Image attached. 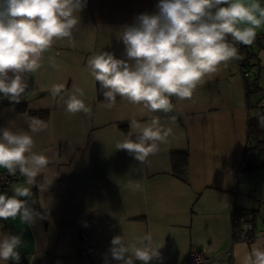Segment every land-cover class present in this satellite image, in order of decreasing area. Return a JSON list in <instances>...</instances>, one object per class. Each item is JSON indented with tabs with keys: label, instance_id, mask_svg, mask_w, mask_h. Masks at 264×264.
Segmentation results:
<instances>
[{
	"label": "crops",
	"instance_id": "crops-1",
	"mask_svg": "<svg viewBox=\"0 0 264 264\" xmlns=\"http://www.w3.org/2000/svg\"><path fill=\"white\" fill-rule=\"evenodd\" d=\"M157 2L87 0L72 43L57 41L44 53L41 68L25 73L28 87L19 100L27 109L48 110L46 120L30 119L27 111L0 96V128L32 135L33 150L49 159L34 185L22 176L13 183L30 187L29 204L44 218L31 226L19 219L0 220V230L8 224L14 234L22 235L19 264H120L109 253L116 235L127 244L150 233L153 246L163 245L160 258L150 264H187L192 250L219 256L213 264H224L221 255L229 247L236 264H243L252 247H264L262 234L251 242L231 235L235 206L257 210L251 234L264 229V167L247 170L240 163L248 139L247 118L255 113L237 60L205 77L190 99L172 97L173 108L167 114H147L120 97L112 109L102 106L104 97L87 69L88 58L101 51L121 58L120 30L138 14L155 11ZM260 2L264 6V0ZM259 34L264 35V26ZM251 50L264 91V43ZM54 83L65 85V97L73 86L82 88L91 116L69 114L48 90ZM258 98L253 95V105ZM151 115L159 116L172 132L155 154L136 161L116 145L133 131V121L145 123ZM32 127L40 131L33 133ZM173 152L187 154L180 175L172 169ZM133 182L140 187H129ZM82 233L93 245L90 260L78 257Z\"/></svg>",
	"mask_w": 264,
	"mask_h": 264
},
{
	"label": "clouds",
	"instance_id": "clouds-1",
	"mask_svg": "<svg viewBox=\"0 0 264 264\" xmlns=\"http://www.w3.org/2000/svg\"><path fill=\"white\" fill-rule=\"evenodd\" d=\"M86 5L87 0H0V96L18 101L28 87L25 73L39 70L44 53L57 41L72 43ZM262 26L260 0H158L155 11L138 14L120 30L121 58L109 51L94 53L87 69L99 84L104 108L112 109L120 97L147 114H167L173 108L172 97L190 99L220 65L242 59L236 45L252 46ZM260 55L264 58V51ZM52 66L56 67L54 61ZM48 90L69 114L91 116L82 88L73 86L67 97L63 83H54ZM256 118L264 128V114L257 112ZM131 128L116 148L141 162L155 154L172 132L155 115L145 123L133 121ZM31 131L40 129L32 127ZM33 149L32 135L0 128V169L10 176L19 172L28 185H34L49 164L46 155ZM129 187L140 186L133 182ZM11 192H0V220L19 219L31 226L44 218L29 204L30 187L13 185ZM23 243L22 235L0 232V264H19ZM110 243V256L120 264H150L160 258L163 246H153L150 233L127 244L116 235ZM243 264H264V247H252Z\"/></svg>",
	"mask_w": 264,
	"mask_h": 264
},
{
	"label": "trees",
	"instance_id": "trees-1",
	"mask_svg": "<svg viewBox=\"0 0 264 264\" xmlns=\"http://www.w3.org/2000/svg\"><path fill=\"white\" fill-rule=\"evenodd\" d=\"M253 46V45H252ZM252 46H244L242 48V59H240L242 66H239L241 74L248 70L250 71V76L248 79L244 76V87H245V96L250 107H257L259 112L264 114V105L260 106L262 100H264V91L260 87L259 80V65L257 62L253 61L254 53L251 50ZM246 68H243V67ZM253 95H258L259 98L256 99L254 105L251 100ZM13 102V101H12ZM251 104V105H250ZM15 108L19 111H27L28 116L32 120H46L48 118V110H30L26 108V104L18 101L14 102ZM248 129L251 131V135L248 139L249 141V150L250 152L255 153L256 156L260 158L259 164H246L242 165L243 168L247 170H253L255 168L264 167V128L258 126V121L256 118V113L249 115ZM172 169L173 172L177 175H180L186 167L187 164V154L184 152H173L171 155ZM242 216H249L250 221L253 224V229L256 226L258 219V212L255 209H244L239 206H235L232 210V227H237L239 225V218ZM264 231V229H262ZM232 238H239L238 235H233Z\"/></svg>",
	"mask_w": 264,
	"mask_h": 264
},
{
	"label": "built area",
	"instance_id": "built-area-1",
	"mask_svg": "<svg viewBox=\"0 0 264 264\" xmlns=\"http://www.w3.org/2000/svg\"><path fill=\"white\" fill-rule=\"evenodd\" d=\"M254 43H264V35L262 34L257 35V38ZM236 46L238 47L241 55L243 45L237 44ZM237 63L238 66H242L240 60H237ZM243 68L246 67L244 66ZM242 76H243V80H244V76L246 79H248L250 76V71L246 70ZM262 105H264V100H262V102L260 103V106ZM247 133H248V137H250L251 131L249 129ZM249 146H250L249 141H247L243 154L240 159L241 165H246L248 163L250 164L260 163V158L250 152ZM20 178L21 175L19 174V172H17L15 176H10L8 175L6 170H0V192H8L11 195L12 194L11 186H13L15 180ZM238 223L239 225L237 227L233 226L231 229L232 237L233 235H238L239 238L250 242L253 240V238L256 235H261V234L264 235V231L256 232V234H251L250 231L253 230V224L250 221V219L245 216L240 217ZM3 230L6 233L10 232L14 234L13 229L8 224H6V226L3 229H1L0 232ZM80 238L83 245L78 250V257L83 260H90L92 256V252L94 250L93 245H91L89 241L90 237L88 234L82 233ZM221 258L223 259L224 264H236L233 256V251L230 247L225 252H223ZM218 259L219 256L210 255L205 253L204 251L192 250L188 254L187 264H213V262H215Z\"/></svg>",
	"mask_w": 264,
	"mask_h": 264
},
{
	"label": "rangeland",
	"instance_id": "rangeland-1",
	"mask_svg": "<svg viewBox=\"0 0 264 264\" xmlns=\"http://www.w3.org/2000/svg\"><path fill=\"white\" fill-rule=\"evenodd\" d=\"M255 44H257V43H254L253 45H255ZM251 110H252L251 112H253V113H257V109H256V108L252 107ZM248 118H249V116H248ZM248 118H247V119H248ZM247 121H248V120H247ZM248 139H249V137H248ZM248 139H247V141H248ZM246 143H247V142H246ZM17 180H18V179H17ZM239 239H241V238H239ZM248 242H249V241H248ZM250 242H251V241H250ZM233 256H234V254H233ZM234 259H235V258H234ZM235 262H236V261H235Z\"/></svg>",
	"mask_w": 264,
	"mask_h": 264
}]
</instances>
